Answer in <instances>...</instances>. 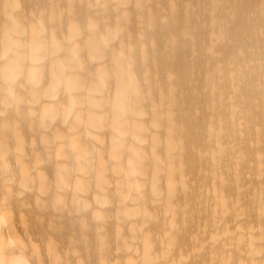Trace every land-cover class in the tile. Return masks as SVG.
I'll use <instances>...</instances> for the list:
<instances>
[{"label": "bare ground", "instance_id": "bare-ground-1", "mask_svg": "<svg viewBox=\"0 0 264 264\" xmlns=\"http://www.w3.org/2000/svg\"><path fill=\"white\" fill-rule=\"evenodd\" d=\"M0 264H264V0H0Z\"/></svg>", "mask_w": 264, "mask_h": 264}]
</instances>
